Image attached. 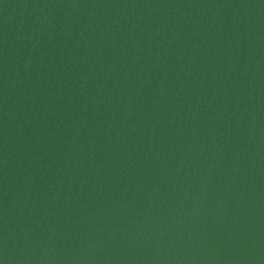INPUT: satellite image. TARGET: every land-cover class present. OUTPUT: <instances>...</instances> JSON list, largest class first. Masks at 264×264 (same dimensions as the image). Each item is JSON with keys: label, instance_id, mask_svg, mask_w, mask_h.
<instances>
[{"label": "water", "instance_id": "obj_1", "mask_svg": "<svg viewBox=\"0 0 264 264\" xmlns=\"http://www.w3.org/2000/svg\"><path fill=\"white\" fill-rule=\"evenodd\" d=\"M0 264H264V0H0Z\"/></svg>", "mask_w": 264, "mask_h": 264}]
</instances>
